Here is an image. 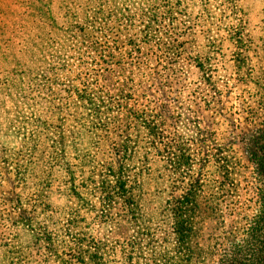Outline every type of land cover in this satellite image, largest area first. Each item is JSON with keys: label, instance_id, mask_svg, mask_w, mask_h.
I'll use <instances>...</instances> for the list:
<instances>
[{"label": "rangeland", "instance_id": "rangeland-1", "mask_svg": "<svg viewBox=\"0 0 264 264\" xmlns=\"http://www.w3.org/2000/svg\"><path fill=\"white\" fill-rule=\"evenodd\" d=\"M260 131L264 0H0V264H172L189 190L181 264H216Z\"/></svg>", "mask_w": 264, "mask_h": 264}, {"label": "trees", "instance_id": "trees-1", "mask_svg": "<svg viewBox=\"0 0 264 264\" xmlns=\"http://www.w3.org/2000/svg\"><path fill=\"white\" fill-rule=\"evenodd\" d=\"M256 137L254 145H249L246 154L254 165L256 177L263 180L264 188V131H260ZM194 191L189 190L181 200L175 202L172 210V226L175 234V249L171 260L172 264H181L186 261L180 255L189 253L190 231H192V220L194 211L197 210L196 197ZM264 192V189H263ZM107 200L111 203V198ZM50 243V242H49ZM107 246L105 241L98 242L94 253L88 257L91 264H102L103 249ZM73 264H87L82 253L78 254ZM183 264V263H182ZM216 264H264V207L259 216L251 223L247 230L246 237L238 244L232 245L231 250L222 256Z\"/></svg>", "mask_w": 264, "mask_h": 264}]
</instances>
